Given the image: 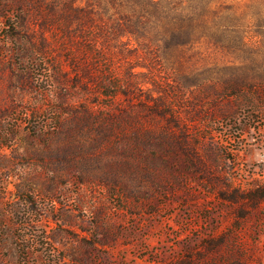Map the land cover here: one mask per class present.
Segmentation results:
<instances>
[{"label": "rangeland", "instance_id": "obj_1", "mask_svg": "<svg viewBox=\"0 0 264 264\" xmlns=\"http://www.w3.org/2000/svg\"><path fill=\"white\" fill-rule=\"evenodd\" d=\"M69 38L56 0H0V264H264V200L249 199L264 186V98L198 96L210 80L264 82V38L241 57L162 49V89L116 101L84 73L75 84Z\"/></svg>", "mask_w": 264, "mask_h": 264}, {"label": "trees", "instance_id": "obj_2", "mask_svg": "<svg viewBox=\"0 0 264 264\" xmlns=\"http://www.w3.org/2000/svg\"><path fill=\"white\" fill-rule=\"evenodd\" d=\"M78 2L56 0V30L68 39L69 29L77 24V40L69 38L62 44L75 73L73 80L80 85L79 75L84 73L89 83L97 85L101 95L111 101H116L120 95H138L148 84L162 89L158 75L154 73L160 65L158 54L162 49L183 54L206 43L241 57L257 42H253L254 38H264V11L250 16L247 11L226 4L224 0H86L84 6ZM132 45L134 49L131 50ZM263 46L264 41H261L259 50ZM139 50L145 55L136 54L132 58L131 54ZM122 62L125 72L121 74L116 64ZM138 68L150 72H136ZM258 81V78L239 80L230 76L223 87L219 85V91L214 87L219 81L210 80V87L205 82L199 85L198 96L219 92L230 99L253 92V96L262 99L264 82ZM84 91L87 93L88 89ZM158 91L165 93V90ZM146 99L148 103L156 104L153 107L155 113L167 116L169 106L161 101L157 103L150 95ZM249 199L254 206L261 203L264 186L254 189ZM21 240L30 242L29 239ZM23 251L24 260H27L25 256L29 251Z\"/></svg>", "mask_w": 264, "mask_h": 264}]
</instances>
